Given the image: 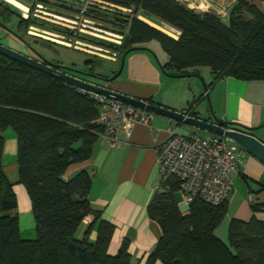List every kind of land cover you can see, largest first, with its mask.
Here are the masks:
<instances>
[{"label":"trees","instance_id":"1","mask_svg":"<svg viewBox=\"0 0 264 264\" xmlns=\"http://www.w3.org/2000/svg\"><path fill=\"white\" fill-rule=\"evenodd\" d=\"M106 1L130 11L106 7L123 13L126 30H122L121 39L109 44L110 52L100 53L121 59L127 49L145 47L156 39L167 54L166 63L160 67L168 75H190L208 67L213 80L222 76L264 79V7L254 2L234 0L225 19L212 7H190L184 0ZM0 5L14 13L3 0ZM63 5L67 8L70 4ZM139 15H147V20L175 36ZM19 19L26 28L34 22L29 17ZM96 26L106 27L100 23ZM63 32L54 35L60 40L72 35L68 28ZM84 64L87 72L94 73L90 61ZM186 111L195 116L192 107ZM98 113V104L88 92L0 54V264H141L132 258L125 242L116 253H109L114 225L91 207V174L80 169L66 176L72 165L91 157L101 132ZM218 121L249 132L242 125ZM8 128L17 142V182L25 187L30 200L33 238L20 235L13 183L3 172V132ZM179 189L180 180L175 177L160 180L147 205V214L159 225L161 234L142 264H264L263 220L254 216L248 221L231 219L224 243L213 231L227 212V200L211 204L196 197L183 213L175 195ZM258 207L252 205L254 211ZM88 215H93V222L76 237Z\"/></svg>","mask_w":264,"mask_h":264},{"label":"crops","instance_id":"2","mask_svg":"<svg viewBox=\"0 0 264 264\" xmlns=\"http://www.w3.org/2000/svg\"><path fill=\"white\" fill-rule=\"evenodd\" d=\"M0 38L5 39L9 47L23 52L21 43L5 32H0ZM10 38L17 46L10 42ZM145 47L147 49L131 51L126 55L121 74L108 83L109 88L139 99H152L155 104L174 110L192 107L197 117L209 120L216 118L242 125L250 128L249 132L264 142V79L245 80L222 76L213 80L208 67L198 68L195 74L172 77L160 67L166 63L167 54L158 57L147 45ZM108 60L117 64L119 59L114 55L113 60ZM199 77L207 84L206 92ZM190 128L193 130L192 126L162 114L151 113L147 124L135 123L129 132L119 128L116 132L119 143L114 146L108 145L99 135L93 144L91 157L69 168L67 177L80 169L91 174V207L99 210L101 217L114 225L108 248L110 254L116 253L125 242L132 258L142 264L154 248L161 230L149 218L147 205L160 183L156 149L167 139L170 130L187 133L192 132ZM9 138V143L4 138L3 172L13 183L20 235L22 238H33L35 231L30 200L25 187L17 182L15 134H9ZM6 156L9 163L4 165ZM230 175L233 189L227 197V212L213 231L224 243L228 241L231 219L248 221L254 216L264 221V162L244 149L243 164ZM252 205L259 207L254 211ZM93 220V215L86 216L80 225L81 229ZM96 223L90 234L92 239L96 233ZM30 230L32 232L26 233Z\"/></svg>","mask_w":264,"mask_h":264},{"label":"built area","instance_id":"3","mask_svg":"<svg viewBox=\"0 0 264 264\" xmlns=\"http://www.w3.org/2000/svg\"><path fill=\"white\" fill-rule=\"evenodd\" d=\"M75 1L80 2L81 6L79 8L83 9L86 0ZM184 1H186L190 7H212L222 16L224 14L222 10L215 8L209 2H205L203 6L201 4H195L193 1ZM90 8L87 6L85 9ZM59 15H65L76 20L80 18L77 15L64 12ZM72 19L69 20L76 25L77 21ZM84 22L96 24L87 19H84ZM81 25L96 30L94 27L84 23H81ZM79 29L83 30L81 28ZM83 31L95 34L90 30ZM76 33V31H73L72 35H68V38H63L62 40L73 42ZM96 35L104 37L101 34ZM118 37L121 39L122 35ZM75 42L77 44H84L77 40H75ZM81 91L86 90L81 89ZM86 92H88L98 104L99 113L97 120L101 126L99 135L102 136L105 142L110 146L119 143V139L116 135L119 128H124L129 132L135 123L141 122L147 124L150 121V112L95 92ZM185 112L186 114H190L186 110ZM243 155L244 149L242 147L229 144L227 139L223 137L213 135L204 138L195 132L179 133L176 130H170L167 139L156 149V160L160 180L164 181L170 177H175L180 180L179 206L183 212L188 210L189 204L196 197L211 204H219L227 200L229 193L233 189V181L230 174L243 164Z\"/></svg>","mask_w":264,"mask_h":264},{"label":"rangeland","instance_id":"4","mask_svg":"<svg viewBox=\"0 0 264 264\" xmlns=\"http://www.w3.org/2000/svg\"><path fill=\"white\" fill-rule=\"evenodd\" d=\"M16 1L19 2L21 5L27 7V10L25 11L27 13V17L20 16L17 13H11L5 11V9H3V6L0 5V32L2 33L6 32L1 27V24H3L4 26L7 27L9 31H11L10 34L8 33L9 37L13 38L16 41L18 40L24 41L29 48L34 47V49H36L37 52L42 53L45 56V58H48L49 60L54 62L61 63L64 66H70L75 69L83 70V68H86L84 64L85 61H90V64L93 65L94 74H97L99 76L111 75L113 69L118 68L117 64L119 65L120 59L118 60L117 64H114L113 62L106 59L107 57L102 58V57L94 56L92 54L96 55V53L94 52H99L102 50H108V52H110L111 48L108 47L109 44L111 43L114 44L115 41L113 40L120 39L118 36L122 35V30H126V27L123 24L126 23L127 18L122 14L124 12H129L130 9L119 5H113L112 3L106 0H86L83 9L73 5H67L69 7L66 8L63 5L65 3H63L60 0H16ZM189 1L190 2L193 1L195 4L202 3L203 5H205L206 2V1L204 2L203 0H189ZM211 1H210L211 5H214L215 8L220 9L224 12L223 17L225 19L227 17V13L229 12V10L231 9V7L235 2L234 0H211ZM249 1L254 2L261 8L264 7V0H249ZM87 6L91 8L85 9L87 8ZM106 7L116 8L117 10L123 13L116 14L113 11L107 10ZM41 11L48 12L53 15L45 14L42 13ZM56 11L77 15L80 18L78 20L72 19L65 15L64 16L59 15V13H56ZM54 15H57L59 17ZM19 17H21L22 19H26L29 17L32 18L34 22L31 23L28 28H26L23 22H19L20 20ZM60 17H65L66 19ZM139 17L142 16L139 15ZM69 19L77 21L76 25L75 23L71 22ZM84 19L93 21L96 24L97 23L103 24L107 28L105 27V29H103L96 26V24L85 23ZM81 23L98 28L100 29V31L83 27ZM63 28H68V30L69 31L72 30V32L76 31L77 33L74 36V39L83 42L84 44H77L75 40L73 42L64 41L68 45L63 44L62 42H59V44L58 42L50 43L51 41L54 42L53 40L60 41L59 38L56 39V35L54 34H58V35L64 34ZM79 28L83 30H90L95 34L87 33L83 30H80ZM105 31L111 32L115 35L108 34ZM34 32L36 33L34 34ZM96 34H101L102 36L104 35L105 36L101 37ZM11 38H10V42H13V44L17 46L15 41H13V39ZM0 43L7 45L6 40L2 38H0ZM146 45L151 50H153L158 57H161L164 54H166L160 42L156 39H152L148 41ZM105 54L109 55L110 53L105 52ZM156 54L154 58L156 57ZM87 80L93 82L99 81L89 77L87 78ZM191 131L201 135L204 138L213 135V133L207 130L199 129L196 127H193V130L191 129ZM9 134L10 135L12 134V136H14V133L11 129H7V131L4 133V138H6L7 140L6 143H9L10 140ZM7 161H9V159L6 156L3 162L4 165H7L9 163ZM175 195L177 201L179 202L180 193L176 192ZM29 232H32V230L26 231V233ZM81 232L82 229L81 227H79L75 233V236L80 237ZM34 236L35 234L33 235V237Z\"/></svg>","mask_w":264,"mask_h":264},{"label":"water","instance_id":"5","mask_svg":"<svg viewBox=\"0 0 264 264\" xmlns=\"http://www.w3.org/2000/svg\"><path fill=\"white\" fill-rule=\"evenodd\" d=\"M3 1H6V0H3ZM13 12L16 13L15 11ZM56 12L59 14L63 13L60 11H56ZM1 27L5 31L11 33V31H9L7 27L4 26L3 24H1ZM53 41L58 42V43L62 42L63 44H66V42L61 41V40L60 41L53 40ZM139 49H147V48L146 47H132V48L127 49L122 54L118 69L114 73H112L111 75L99 76V75H96L94 73H90L84 70L75 69L70 66H64L61 63L52 62L43 56L40 57L41 58L40 60H37L21 51L12 49L9 46L0 43V54L2 55H5L9 58L17 60L26 65H29L38 70H41L47 74H50L56 78L61 79L62 81L66 83H69L78 88L84 89L86 91L95 92V93L104 95L106 97H109L111 99H114L116 101H120L122 103L132 105L138 109H142L150 113L162 114L164 116H167L173 120L184 123L186 125L196 127L199 129H203V130H207L215 135L226 138L236 143L238 146L242 147L243 149H245L246 151L253 154L254 156H256L257 158H259L261 161L264 162V142L259 140L257 137H255L253 134L249 132L228 128L224 126L223 124H221L216 118H214L213 120H209V119L200 118L197 116H192L190 114H186L185 112L186 109L174 110V109L168 108L163 105L149 103L147 100L129 96L127 94L117 92L109 88L108 83L115 80L121 74L126 55L130 53L131 51H135ZM87 51H90V50H87ZM94 53H96V55L101 56V57H107L106 59L113 60V56L100 53V52H94ZM38 56H41V55L38 53ZM169 76L182 77L185 75L181 74V75H169ZM88 77L94 78L95 80H99V81L98 82L88 81L87 80ZM199 78H200L202 87L204 91L206 92L207 84L204 82V80L201 77ZM247 130L250 131L251 129L247 128Z\"/></svg>","mask_w":264,"mask_h":264},{"label":"bare ground","instance_id":"6","mask_svg":"<svg viewBox=\"0 0 264 264\" xmlns=\"http://www.w3.org/2000/svg\"><path fill=\"white\" fill-rule=\"evenodd\" d=\"M60 1H62V2H65V3H68V4H70V5H74V6H77V7H80L81 6V3L80 2H78V1H75V0H60ZM4 4L6 5V6H8L9 8H11L13 11H15L16 13H18L20 16H23V17H26L27 16V13L25 12L26 10H27V7H25V6H23V5H21L19 2H17L16 0H6V1H4ZM42 13H45V14H50V15H53V14H51V13H48V12H44V11H41ZM54 16H57V15H54ZM147 16V15H146ZM146 16L143 18V17H140L142 20H144V21H146L147 23H149L150 25H152V26H154V27H156V28H158L159 30H162L163 32H165V33H167V34H169V35H171V36H175L174 35V33L173 32H170L169 30H167L166 28H164L163 26H161V25H159V24H157V23H154V22H151V21H149V20H147V19H145L146 18ZM152 16V15H151ZM57 17H59V16H57ZM60 18H63V19H66L65 17H60ZM165 23V22H164ZM95 28V27H94ZM96 30H100V29H98V28H95ZM106 33H108V34H111V35H115V34H113V33H111V32H107V31H105ZM32 33V32H31ZM36 32H34V34H35ZM105 36V35H104ZM114 41V40H113Z\"/></svg>","mask_w":264,"mask_h":264},{"label":"flooded vegetation","instance_id":"7","mask_svg":"<svg viewBox=\"0 0 264 264\" xmlns=\"http://www.w3.org/2000/svg\"><path fill=\"white\" fill-rule=\"evenodd\" d=\"M27 17V16H26ZM7 32V31H6ZM10 34V33H9ZM20 43H21V45H22V51H23V53H25V54H27V55H29V56H31V57H33V58H35V59H37V60H40L41 58L40 57H45L42 53H39L41 56H38V53H37V51H36V49H34V47H28L27 45H26V43L24 42V41H21V40H18ZM46 59H48V58H46ZM49 60V59H48ZM51 61V60H50ZM52 62H54V61H52ZM45 63H47V62H45ZM55 63H58V62H55ZM83 70L84 71H87L86 70V68H83Z\"/></svg>","mask_w":264,"mask_h":264}]
</instances>
